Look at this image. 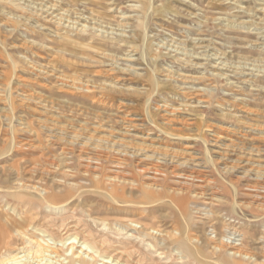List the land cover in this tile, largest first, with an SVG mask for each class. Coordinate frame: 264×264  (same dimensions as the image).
I'll use <instances>...</instances> for the list:
<instances>
[{
  "label": "rangeland",
  "instance_id": "374dc122",
  "mask_svg": "<svg viewBox=\"0 0 264 264\" xmlns=\"http://www.w3.org/2000/svg\"><path fill=\"white\" fill-rule=\"evenodd\" d=\"M65 219L92 264H264V0H0L1 263Z\"/></svg>",
  "mask_w": 264,
  "mask_h": 264
},
{
  "label": "bare ground",
  "instance_id": "6f19581e",
  "mask_svg": "<svg viewBox=\"0 0 264 264\" xmlns=\"http://www.w3.org/2000/svg\"><path fill=\"white\" fill-rule=\"evenodd\" d=\"M215 67H219V66H215ZM27 187H29V186L27 185ZM42 192L43 191H41L40 194H42ZM108 195H110V194H108ZM41 199H44L47 201V199L43 196L41 197ZM180 204L182 205V207L184 209H186L187 202L185 200L181 199ZM54 209H56V211H58V213L63 211L62 210L63 207L61 205L54 207ZM67 220L65 219V220L58 222L59 221V219H58V221L56 223H54V221H53V223L55 224L54 227H56L55 228L56 233L59 232L61 235H54L55 233H52L54 231L43 230V233H45V235H43V237L47 236L50 239L46 240L47 239L46 238L45 241H40L43 243H38V244L31 243L30 247L28 249L32 250V252L24 253L22 256H19V254H18V255L12 256L11 258L9 257V259L7 260V263L8 264H92V262L96 260L97 254H99L98 250L94 249V246L92 245L93 243L91 244L88 241V238L85 237L86 235L81 234L79 231L75 232V224H74L75 221H73V220L70 221L69 219H67ZM107 222L106 221L101 222L103 228H106L108 226ZM95 223H94V225H95ZM122 224L123 225L120 224L119 228L125 234V236H123V238H128V239H132V240L138 239V236L139 237L143 236L145 238H149L151 241H154L155 244L149 243L148 249L152 251V247L154 248L153 254H155L158 257L157 259L159 261L165 260L164 261L165 263L170 262V259H169L170 253H168V250L161 252L160 248L170 246L173 243V240L170 239L171 234L165 233L164 231H161V230H154V229L149 230V229L143 227L141 224L133 222V221H130V223L128 222L126 224H124V223H122ZM232 230H233L234 234L238 233V232H236L237 230H234V229H232ZM71 237H74L73 240H75V241H72V243L66 247L64 240L69 239ZM51 240H53V242H51ZM103 242H104V240H103ZM222 242H224V240H221V244H222ZM227 244L223 243L222 246H226ZM59 245L62 246L63 249L65 248V250L71 251V253L69 255L67 253L68 261L66 263H64L62 261V259H60V256L58 255L59 250H61V248H59ZM103 245H104V243H103ZM232 246H233V248L235 247L234 245H232ZM219 248L221 249V246ZM235 248L238 251L235 250V251H233V253H229V254L240 256L242 254L241 250L238 247H235ZM225 249H227V248H225ZM215 250H217V249H215ZM77 252L85 253V256H83L77 260L75 257V254ZM33 253H36L38 256H34ZM162 253H164V254L161 255ZM132 257H135V256L132 255ZM142 259L144 260L143 257H140L139 259L136 260L135 263L142 262ZM1 261L2 260L0 259V264H2ZM60 261H62V262L60 263ZM105 263H108V264H132L131 262H126V263H123V261L121 262L120 257H118L116 254H111L109 257V260L105 261Z\"/></svg>",
  "mask_w": 264,
  "mask_h": 264
}]
</instances>
